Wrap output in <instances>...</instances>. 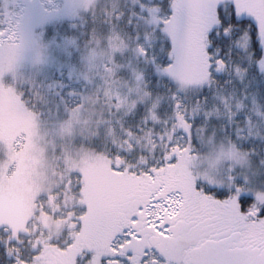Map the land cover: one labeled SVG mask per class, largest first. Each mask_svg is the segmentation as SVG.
I'll return each mask as SVG.
<instances>
[{"label":"rangeland","instance_id":"obj_1","mask_svg":"<svg viewBox=\"0 0 264 264\" xmlns=\"http://www.w3.org/2000/svg\"><path fill=\"white\" fill-rule=\"evenodd\" d=\"M193 1L0 0V236L42 247L16 264H106L174 191L264 205V81L220 64L216 89Z\"/></svg>","mask_w":264,"mask_h":264},{"label":"snow or ice","instance_id":"obj_2","mask_svg":"<svg viewBox=\"0 0 264 264\" xmlns=\"http://www.w3.org/2000/svg\"><path fill=\"white\" fill-rule=\"evenodd\" d=\"M250 198H241L246 219L237 217L223 191H174L154 198L148 224L157 243L146 239L138 224L144 206L112 237L106 264H264V207L249 210Z\"/></svg>","mask_w":264,"mask_h":264},{"label":"trees","instance_id":"obj_3","mask_svg":"<svg viewBox=\"0 0 264 264\" xmlns=\"http://www.w3.org/2000/svg\"><path fill=\"white\" fill-rule=\"evenodd\" d=\"M184 13L195 45L202 46L205 61L213 67L210 73L217 84L216 89L221 90L224 85L219 80L224 74H214V68L220 64L229 75L233 73L232 68L239 72L247 70V81L250 77L259 82L264 81V0H195L186 6ZM245 35L249 38L250 47L246 51H240L237 44ZM169 62V58H165L162 64ZM205 190L211 191L213 195L223 191L226 198L230 195L226 190L207 187ZM250 201L249 208L253 205V199L250 198ZM239 209L245 215L241 204ZM1 239L0 236V264H16L18 259L11 254L14 252L15 255L19 249V256L23 259H31L42 250L41 245L38 251H33V246L26 243L21 245L17 241H11L5 246Z\"/></svg>","mask_w":264,"mask_h":264},{"label":"flooded vegetation","instance_id":"obj_4","mask_svg":"<svg viewBox=\"0 0 264 264\" xmlns=\"http://www.w3.org/2000/svg\"><path fill=\"white\" fill-rule=\"evenodd\" d=\"M178 181L177 180H174L172 181V184L173 186H177V183ZM147 189V188H145ZM136 207L133 210L134 214L137 213L138 211V208L143 205L144 206V209H145V205L144 203L142 202H139L136 203ZM146 210V209H145ZM121 214V213H120ZM141 220H140V224H141V228H139L140 231L144 232V235H145V238L144 240H141V241H137V243H148V244H153V243H157V237H158V234L155 233V230L154 228H151L148 224V217L147 216H144V213H141Z\"/></svg>","mask_w":264,"mask_h":264}]
</instances>
